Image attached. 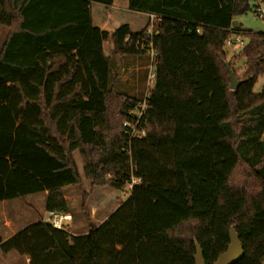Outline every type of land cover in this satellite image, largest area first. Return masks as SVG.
I'll return each instance as SVG.
<instances>
[{
  "label": "trees",
  "instance_id": "1",
  "mask_svg": "<svg viewBox=\"0 0 264 264\" xmlns=\"http://www.w3.org/2000/svg\"><path fill=\"white\" fill-rule=\"evenodd\" d=\"M257 0H128L153 16L142 31L94 25L91 4L113 0H0V202L47 192V212L70 213L63 188L81 186L79 151L92 187L127 199L100 225L75 235L40 218L4 240L30 264H207L227 250L232 225L244 255L264 261V32L232 26ZM260 12V11H259ZM247 39L229 59L227 41ZM111 38L114 56L104 54ZM154 50L155 87L146 135L124 123L141 98L110 76L125 56ZM229 61L242 83L230 88ZM115 66V65H114ZM82 210L88 217V194Z\"/></svg>",
  "mask_w": 264,
  "mask_h": 264
},
{
  "label": "rangeland",
  "instance_id": "2",
  "mask_svg": "<svg viewBox=\"0 0 264 264\" xmlns=\"http://www.w3.org/2000/svg\"><path fill=\"white\" fill-rule=\"evenodd\" d=\"M256 5H258V9L256 11H248L246 14L238 17L237 20L245 29L264 32V0H257ZM99 6V3H93L92 10L96 18L98 17L97 19L102 18V15L104 14L105 17H108L107 19L105 18V27H110V29H112V27L116 26L118 22H131L133 29L135 30L142 31L144 28H147L148 25L149 29H152L150 25H152L154 18L151 17L147 20V18L144 17V13L129 10L126 0H113L112 6L107 8L103 5L104 10H101L100 12L97 11ZM108 13H110V16ZM128 15L136 16V18L133 17L128 19ZM7 31L6 27L0 26V47L6 37ZM243 40L244 44H246L247 39ZM241 48L242 45L237 42H234L231 46H227L228 57L233 62L232 64L237 69L238 73H242L244 71V63L246 62V58L244 56H234L236 53H239ZM103 50L105 55L113 52L111 58L114 56L115 50L111 38H108L103 43ZM153 61L154 55L151 50H148L145 54L125 56L123 62L120 64L115 63L112 59L111 65L113 68L110 76V84H114L116 92L122 94L123 96L142 99L155 87V78L152 77V72L155 70ZM263 84L264 77L259 76L255 84L254 91L260 92ZM73 157L80 172L82 185L68 186L63 189V193L70 203V213L72 216V219H69L70 222H68L69 220L64 221V228L74 234H80L87 232L90 225H98L100 222L105 220L107 216H109L120 204H122V202L127 199L128 192L130 193V187L128 186L124 190H118L110 186H96L93 188L91 182L85 177L83 162L79 151L74 152ZM83 192L88 194L86 208L89 219H87V216L81 207ZM29 196L32 195H28L26 197ZM26 197L16 200L15 208H18L28 214L29 210L26 208L28 204L33 207V211L30 215L31 218L37 221L40 218L44 219V217L48 219L49 216H46V214L44 215V213L43 217L42 215L38 216L39 209L44 211V202L41 200L42 195L39 194L30 199H26ZM9 208H13V205L0 206L1 226V218H3L5 214H10L8 211ZM17 219L18 221H16L14 227L24 224L25 218ZM0 254L6 256L5 261H0V264H25L23 260L24 258H22V256L16 251H10L6 254L0 248Z\"/></svg>",
  "mask_w": 264,
  "mask_h": 264
},
{
  "label": "crops",
  "instance_id": "3",
  "mask_svg": "<svg viewBox=\"0 0 264 264\" xmlns=\"http://www.w3.org/2000/svg\"><path fill=\"white\" fill-rule=\"evenodd\" d=\"M126 2L128 3V0H126ZM95 3V2H94ZM93 4V3H92ZM92 4H91V10H92ZM99 9L97 10L98 12H100L101 10L103 11L104 10V6L102 5V4H100V6L98 7ZM145 14V13H144ZM108 15L110 16V13H108ZM129 16V15H128ZM92 17H93V22H94V25H96V26H98V27H100L101 29H105V30H108L110 33H112L117 27H119L120 25H122V24H125L124 22H122V23H117L116 24V26H114V27H112V29H110V27H105V25H106V22H105V20L108 18V17H105V14L104 15H102V18H99V19H97L96 18V16H95V14L93 13V10H92ZM136 18V16H129L128 17V19L129 18ZM145 18H147V20L149 19V18H151V17H153L152 15H149V14H145V16H144ZM106 18V19H105ZM121 22V21H120ZM127 24H129V26H130V28L132 29V31L133 32H139L140 30H135V29H133V26H132V24H131V22H126ZM241 24V23H240ZM244 28V27H243ZM251 30V29H250ZM113 55V52H111V53H109V54H107L106 56L107 57H110L111 58V56ZM66 187H68V186H66ZM65 188V187H64ZM63 188V189H64ZM41 195H42V198H41V200H42V202H44L45 201V197H46V195H47V192H44V193H40ZM37 195H39V194H33L32 196H29V197H26V199H30V198H32V197H35V196H37ZM16 200H19V199H14V200H4V201H2V202H0V206H6V205H13V208H9L8 209V211L10 212V214H5L4 216H3V218H1L2 219V226L0 225V235L2 236V238L4 239V240H7L8 238H10L11 236H13L14 234H16L18 231H20L21 229H23L24 227H26V226H28V225H31V224H33V223H35V222H37V220H34L33 218H31V212L33 211V207L32 206H30V205H28L27 204V210H29L28 212V214L26 213V212H23V211H21V210H19L18 208H15L16 207ZM29 203H31V202H29ZM120 206V205H119ZM38 216H41L42 215V217L46 214V216L48 215L49 217H51V214L49 213V212H47L46 210H45V207H44V211L43 210H41V209H39L38 210ZM14 213H15V215H14ZM43 213H44V215H43ZM30 217V218H29ZM49 217H48V219H49ZM68 217L69 218H71L72 219V216H71V213H69L68 214ZM17 218H25V222H24V224H20L19 226H17V227H14L15 226V224H16V221H18V219ZM107 218H108V216H107ZM106 218V219H107ZM46 219V217H44V220ZM48 219H46V220H48ZM105 219V220H106ZM45 220V221H46ZM105 220H103V221H105ZM68 221V220H67ZM102 221V222H103ZM68 222H70V220L68 221ZM102 222H100L98 225H100ZM98 225H96V226H98ZM66 229V228H65ZM89 231V230H88ZM87 231V232H88ZM2 232V233H1ZM87 232H84V233H80V234H75V235H82V234H85V233H87ZM72 233V232H71ZM74 234V233H73ZM9 253V252H8ZM7 254V253H6ZM22 256V258H24L23 260H24V262H25V264H30V258L28 257V256H24V255H21ZM5 258H6V256L5 255H1L0 254V261H5Z\"/></svg>",
  "mask_w": 264,
  "mask_h": 264
},
{
  "label": "built area",
  "instance_id": "4",
  "mask_svg": "<svg viewBox=\"0 0 264 264\" xmlns=\"http://www.w3.org/2000/svg\"><path fill=\"white\" fill-rule=\"evenodd\" d=\"M151 31V29H149ZM237 42L241 45H244V40L240 37L231 38L227 41L226 45L231 46ZM151 50V49H150ZM154 55V50H151ZM152 77L155 78V73L152 72ZM148 94H146L141 101H139L134 109L129 112L131 119L124 123L128 128V132L131 138H142L146 135L145 126L147 125V110L149 108L148 104ZM139 179L133 180V183L129 186L132 188L134 183L139 182ZM68 214L63 213H52L51 217H49L48 221L54 228L63 229L64 221L69 220Z\"/></svg>",
  "mask_w": 264,
  "mask_h": 264
},
{
  "label": "water",
  "instance_id": "5",
  "mask_svg": "<svg viewBox=\"0 0 264 264\" xmlns=\"http://www.w3.org/2000/svg\"><path fill=\"white\" fill-rule=\"evenodd\" d=\"M240 25L237 19L233 20L232 26L238 28ZM226 68L230 75V88L236 89L242 81L238 80L235 72L231 67V63L227 61L225 63ZM230 242L227 247V250L221 253L214 264H235L237 263L244 255L243 244L240 240V236L235 229L234 225L231 226L229 231ZM196 254H195V263L196 264H207L204 258V252L201 245L195 240ZM264 264V261L262 262Z\"/></svg>",
  "mask_w": 264,
  "mask_h": 264
}]
</instances>
